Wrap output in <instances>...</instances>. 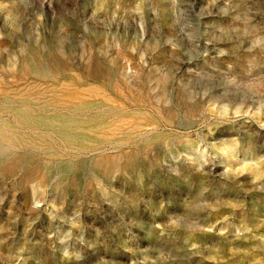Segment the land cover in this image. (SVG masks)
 <instances>
[{
    "label": "rangeland",
    "instance_id": "374dc122",
    "mask_svg": "<svg viewBox=\"0 0 264 264\" xmlns=\"http://www.w3.org/2000/svg\"><path fill=\"white\" fill-rule=\"evenodd\" d=\"M0 264H264V0H0Z\"/></svg>",
    "mask_w": 264,
    "mask_h": 264
}]
</instances>
